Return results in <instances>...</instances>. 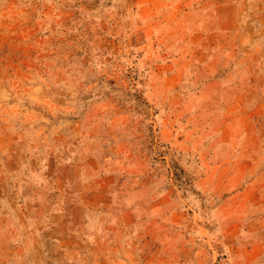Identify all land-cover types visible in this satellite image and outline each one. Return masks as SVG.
<instances>
[{
  "label": "rangeland",
  "instance_id": "374dc122",
  "mask_svg": "<svg viewBox=\"0 0 264 264\" xmlns=\"http://www.w3.org/2000/svg\"><path fill=\"white\" fill-rule=\"evenodd\" d=\"M0 264H264V0H0Z\"/></svg>",
  "mask_w": 264,
  "mask_h": 264
}]
</instances>
